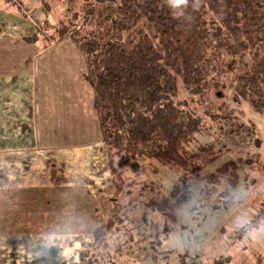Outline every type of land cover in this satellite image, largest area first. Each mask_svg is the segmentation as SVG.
<instances>
[{
  "label": "rangeland",
  "instance_id": "374dc122",
  "mask_svg": "<svg viewBox=\"0 0 264 264\" xmlns=\"http://www.w3.org/2000/svg\"><path fill=\"white\" fill-rule=\"evenodd\" d=\"M62 2L50 0L55 22ZM39 26L41 22L33 25ZM25 37L0 44V52L7 53V71L49 44L45 40L39 47L26 46L23 40L28 34ZM50 52L34 64L39 79L36 121L39 131L46 125L48 136L43 128L44 136L39 138L55 148H66L68 143L86 148L68 166L55 158L54 185L47 198L46 190L19 193L20 198L43 196L44 208L40 201H27L28 206L20 210L26 218L23 225L15 232L0 233V264H214L219 257L218 264H226L224 257L230 259L227 264H264V141L256 130L264 128V111L257 113L250 105L232 100V76L243 69L238 60L228 62L225 72L215 77L218 88L211 89L201 105L184 92L179 99L201 118L208 138L199 139L222 145L228 155L221 161L237 162L241 179L245 173L254 185L245 190L240 179L232 192L233 205L218 203L214 197L204 200L170 170L111 150L114 167L124 181L122 212L117 224L94 242L93 232L106 224L110 209L112 187L103 166L108 151L99 144L92 92L82 80L80 57L69 45ZM242 104L250 107L251 115L243 114ZM205 111L221 115L223 132ZM40 173L33 170L32 178L37 176L41 182ZM257 221L255 227H245ZM242 227L246 230L235 237Z\"/></svg>",
  "mask_w": 264,
  "mask_h": 264
},
{
  "label": "trees",
  "instance_id": "16d2710c",
  "mask_svg": "<svg viewBox=\"0 0 264 264\" xmlns=\"http://www.w3.org/2000/svg\"><path fill=\"white\" fill-rule=\"evenodd\" d=\"M40 3L41 26L23 41L46 40L50 45L45 49L68 42L77 50L100 141L108 151L113 193L106 224L94 230V242L117 224L122 212L124 181L111 150L170 170L204 200L214 197L233 205L235 195L220 189L234 191L240 184L238 163L221 161L226 149L201 140L208 135L201 118L179 98L184 92L201 105L218 88L215 77L238 60L243 69L232 76V100L264 111V0H63L53 25L47 20L50 0ZM205 112L223 132L221 115ZM241 180L245 190L255 183L245 173ZM224 258L227 264L230 259Z\"/></svg>",
  "mask_w": 264,
  "mask_h": 264
},
{
  "label": "crops",
  "instance_id": "0c3cea01",
  "mask_svg": "<svg viewBox=\"0 0 264 264\" xmlns=\"http://www.w3.org/2000/svg\"><path fill=\"white\" fill-rule=\"evenodd\" d=\"M41 1L13 0L15 5H12V3L0 0V42H2L0 44L5 41L10 42L15 38H26V34L29 37L33 35L35 30L33 25L39 24L44 19ZM47 20L51 25L55 23L52 12L47 16ZM40 44L37 42L26 44V46L39 47ZM68 45L72 46L66 42L59 45L51 44L47 49L42 47L34 52L28 60L23 62L18 60L20 66L12 67L9 71H7L5 61L7 53L3 50L0 52V58L2 59L0 60V227H4L0 233L15 232L18 225H23V219L26 218L20 216V210H24L22 206H28L27 201L33 204L35 199L40 201L41 207H43V196L37 195L35 198H29L21 195L22 198H20L19 193L30 190H46V192L49 189L52 190L54 185L53 161H55V158H61L60 164L68 166L74 158L79 159L80 155L83 154L80 153V150L86 148L85 145L71 147L69 143L66 148H55L46 145V142H41L39 138V134L44 136L42 135L43 128L46 135V125L39 131L36 121L39 79L37 80L38 70L36 68L34 70L35 61L44 55L50 54V51L58 48V46L63 48ZM62 50L68 51V49ZM74 50L82 61L83 68L81 67V71L84 73V61L75 48ZM56 51L58 52V49ZM56 51L53 53H57ZM23 64L27 66L24 69L22 68ZM41 100L45 102L48 98ZM240 108L243 114L251 115V109L247 105L242 104ZM260 129H256L258 131L257 135H259V132H261L260 135H264V128L261 127ZM98 134L100 140L99 131ZM260 135V139L264 141V136ZM46 137L48 136L46 135ZM99 144L104 152L107 151L101 141ZM72 148L75 149L72 151L70 150ZM103 166L112 187L107 169V160L103 162ZM35 169L41 171V182L37 181L39 178L37 176L32 178L31 172ZM38 184H40V187H38ZM228 191L233 192L231 189H228ZM47 195L48 192L45 194L46 198ZM7 196L12 197L8 199ZM25 209L28 210L29 207Z\"/></svg>",
  "mask_w": 264,
  "mask_h": 264
},
{
  "label": "snow or ice",
  "instance_id": "6c2138e0",
  "mask_svg": "<svg viewBox=\"0 0 264 264\" xmlns=\"http://www.w3.org/2000/svg\"><path fill=\"white\" fill-rule=\"evenodd\" d=\"M180 2V0H177V3H179Z\"/></svg>",
  "mask_w": 264,
  "mask_h": 264
}]
</instances>
